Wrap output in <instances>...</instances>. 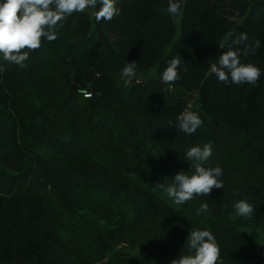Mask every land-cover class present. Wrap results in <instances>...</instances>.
<instances>
[{
    "label": "trees",
    "instance_id": "16d2710c",
    "mask_svg": "<svg viewBox=\"0 0 264 264\" xmlns=\"http://www.w3.org/2000/svg\"><path fill=\"white\" fill-rule=\"evenodd\" d=\"M182 3L176 17L173 0H117L111 21L67 17L26 67L0 55V264H171L193 254L197 229L214 235L217 264H264V75L237 85L211 72L247 44L241 63L264 73V0ZM172 58L181 79L168 85ZM192 104L202 126H170ZM209 142L204 166L223 170V189L176 204L156 186L194 174L186 151Z\"/></svg>",
    "mask_w": 264,
    "mask_h": 264
},
{
    "label": "clouds",
    "instance_id": "9594fccd",
    "mask_svg": "<svg viewBox=\"0 0 264 264\" xmlns=\"http://www.w3.org/2000/svg\"><path fill=\"white\" fill-rule=\"evenodd\" d=\"M99 2V8L97 4ZM117 0H0V55L8 63L26 67L25 61L29 52L41 47L42 38L52 42L58 38L57 32L63 26L62 22L74 13H83L92 10L97 21H111L119 15ZM247 34L241 33L236 43L247 41ZM260 46L259 41L256 48ZM247 44L241 53L239 50L223 51L217 62H212L211 72L220 82L228 84L256 85L264 73L252 63H241L240 56H247L253 51ZM179 58H172L168 66L161 73V81L168 85L175 84L181 79L179 75ZM5 69L0 66V72ZM186 70V69H185ZM136 76V62H128L121 71V79L127 87ZM198 113L187 111L180 115L175 125L179 132L193 134L202 126ZM212 144L193 146L186 151L185 158L191 161L194 174L186 175L179 172L172 178L171 184H158L156 187L163 189L168 197L176 204L182 205L195 196H209L213 189H223V175L220 167H205L204 164L212 156ZM168 178H165V181ZM236 215L241 218L251 219L254 207L240 200L234 205ZM208 210L204 203L197 209V214ZM190 253L180 255L173 259L171 264H217L220 259V248L209 230H193L187 239Z\"/></svg>",
    "mask_w": 264,
    "mask_h": 264
},
{
    "label": "water",
    "instance_id": "95a60500",
    "mask_svg": "<svg viewBox=\"0 0 264 264\" xmlns=\"http://www.w3.org/2000/svg\"><path fill=\"white\" fill-rule=\"evenodd\" d=\"M182 0H173L172 9L175 11L176 15L182 10Z\"/></svg>",
    "mask_w": 264,
    "mask_h": 264
},
{
    "label": "rangeland",
    "instance_id": "374dc122",
    "mask_svg": "<svg viewBox=\"0 0 264 264\" xmlns=\"http://www.w3.org/2000/svg\"><path fill=\"white\" fill-rule=\"evenodd\" d=\"M172 12L174 13V15H175L176 17H178V15L180 14L181 11H180L177 15H176V13H175L174 10H172ZM193 109H194V105L192 104L188 111H193Z\"/></svg>",
    "mask_w": 264,
    "mask_h": 264
}]
</instances>
